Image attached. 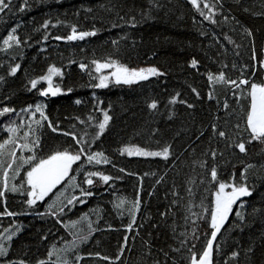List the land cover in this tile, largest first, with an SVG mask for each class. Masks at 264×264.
<instances>
[{"label": "trees", "instance_id": "trees-1", "mask_svg": "<svg viewBox=\"0 0 264 264\" xmlns=\"http://www.w3.org/2000/svg\"><path fill=\"white\" fill-rule=\"evenodd\" d=\"M4 4L0 264H191L209 241L211 264H264V137L247 125L251 85L264 86V0ZM112 61L157 74L96 87L95 64ZM52 66L56 95L39 81ZM65 150L80 159L29 205L24 161ZM220 183L249 194L213 237Z\"/></svg>", "mask_w": 264, "mask_h": 264}, {"label": "snow or ice", "instance_id": "snow-or-ice-1", "mask_svg": "<svg viewBox=\"0 0 264 264\" xmlns=\"http://www.w3.org/2000/svg\"><path fill=\"white\" fill-rule=\"evenodd\" d=\"M192 3L195 5L197 3V0H192ZM7 7L6 4H4V0H0V11L3 10V8ZM95 33H80L79 36L75 34V31L73 35L69 36L68 39H83L84 36L87 35H94ZM15 39L12 34H9V38L4 41L5 44H8L9 40ZM193 66L196 65V61L194 60L192 62ZM110 65L107 64H97V70L104 67H109ZM81 67H85L84 65H81ZM16 68L12 69V72L15 73ZM50 73H58V69L50 68ZM145 72L144 69H141L139 71L132 70L129 72L127 68H117V71L113 73V75L116 77V82L120 83H133L135 80H142L147 79V75H144ZM148 75H155L157 74V70L155 68H151L147 70ZM41 79H48L51 80V76L48 77H42ZM220 79H223V76L220 77ZM107 80V77H101L100 83L96 85V87H106L105 81ZM37 81H32L33 87L36 86ZM233 84L235 82H232ZM242 83H247V81H242ZM52 90L51 88L48 91H51L52 95H56L57 91ZM47 91L42 93V95H46ZM79 103V101H77ZM151 107L155 108L156 104L153 103ZM4 111H8V109H5ZM37 111H40L39 107H37ZM43 115V113H41ZM109 120V117L107 114H105L104 122H102L99 125V129L101 132H103L105 125L107 124ZM247 125L248 128L251 129V132L253 133L254 139H259L261 137H264V86L252 84L251 85V106L250 110L247 114ZM55 130V129H53ZM9 131H14L13 129H9ZM221 136L224 135L223 132L220 133ZM7 143V142H5ZM238 147L240 148V151H245V146L243 143L239 144ZM4 145H0V149H3ZM83 152V149L80 150ZM128 151L129 155H164L165 158H167L168 155V149L165 148L163 150V153H142L140 151H132L130 149H126ZM0 155H3L2 152H0ZM13 155H15L13 153ZM96 155H102V154H96ZM33 157H28L24 161V163H28L30 160H32ZM80 159V155L76 154L73 155L69 151L65 150L64 152H56L52 155H50L47 159H42L39 161L38 164H36L34 167L31 168L30 171L27 172V184L30 187V191L27 192V195L29 197L27 203L29 205L35 204L38 200H43L45 196L48 195L49 192L52 191L53 188L56 187L57 184H59L66 176H68L69 169L72 167V164ZM89 161L93 159L92 156L88 157ZM99 162V161H97ZM2 163V161H0ZM9 168L12 167V164L8 165ZM212 177L213 179L216 178V170L215 168L212 169ZM92 175H98L97 173H93ZM5 176H7V171L5 172ZM105 182L109 180V177L102 176L101 177ZM89 184L92 183V180L87 181ZM226 185L224 183H220L219 185V192L216 194V201H215V207L212 209L211 213V227L214 229L212 232V236H216V232L219 231L221 225L224 223L225 219L227 218V215L229 211L232 208V205L239 199L241 196L248 195V189L246 187L241 188H235L233 187V190L231 193H226L224 191ZM17 189L13 187L12 191H16ZM3 193L0 192V196H2ZM72 201H69L71 203ZM239 215V213H237ZM211 241H209V248L203 253V255L200 257V264H211L210 262V255H211ZM6 250L3 248H0V255H3Z\"/></svg>", "mask_w": 264, "mask_h": 264}, {"label": "rangeland", "instance_id": "rangeland-1", "mask_svg": "<svg viewBox=\"0 0 264 264\" xmlns=\"http://www.w3.org/2000/svg\"><path fill=\"white\" fill-rule=\"evenodd\" d=\"M190 2H192V0H189ZM197 3H198V0H197ZM196 3V4H197ZM97 64H107V65H110L109 67H104V68H100L99 70H97ZM120 67H123V68H127V67H124V66H122V65H120L119 63H117L116 61H112V62H98V63H96L95 64V70L97 71V73H98V83H100V79H101V77H107V80L105 81V83L106 84H108L109 82H116V77L113 75V73H115L116 71H117V68H120ZM50 68H54V69H58L59 70V68H56V67H50ZM128 69V68H127ZM129 70V72H131L132 70H130V69H128ZM136 71H139V69H135ZM55 74L56 73H50L49 71H48V73L44 76V77H48L49 75L51 76V80L49 81L48 79H39V81L41 82V83H43L46 87L45 88H52L53 89V84H54V76H55ZM144 75H147V76H149L148 75V73H147V71H145L144 73H143ZM44 88V89H45ZM35 108H37V107H35ZM5 110V109H4ZM38 112V111H37ZM38 113H40L41 114V112H38ZM42 113H43V110H42ZM126 149H130V150H132V151H140V152H142V153H157L156 151H148V150H144V149H141V148H126V147H124L122 150L126 153H128V151H126ZM71 154H73V155H76V154H74V153H71ZM141 155H144V154H141ZM30 157H33V161L30 163V168L28 169L29 171L31 170V168L32 167H34L36 164H38L39 163V161L40 160H38V159H35L34 160V156H30ZM47 159V158H46ZM27 170V171H28ZM69 173H70V169H69ZM69 173H68V175H69ZM67 177V176H66ZM65 177V178H66ZM64 178V179H65ZM63 179V180H64ZM62 180V181H63ZM61 181V182H62ZM60 182V183H61ZM59 183V184H60ZM58 185V184H57ZM226 185V187H225V189H224V191L226 192V193H231L232 192V190H233V187H235V186H233V185H231V184H225ZM235 188H241V187H235ZM31 190V189H30ZM219 192V187H218V190H217V192H216V194ZM216 194H215V201H216ZM242 197H244V196H241V197H239V199L240 198H242ZM213 239V238H212Z\"/></svg>", "mask_w": 264, "mask_h": 264}, {"label": "water", "instance_id": "water-1", "mask_svg": "<svg viewBox=\"0 0 264 264\" xmlns=\"http://www.w3.org/2000/svg\"><path fill=\"white\" fill-rule=\"evenodd\" d=\"M202 255H203V254H202ZM202 255H201V256H202ZM201 256H200V257H201ZM191 264H200V258H199L198 260L192 262Z\"/></svg>", "mask_w": 264, "mask_h": 264}]
</instances>
